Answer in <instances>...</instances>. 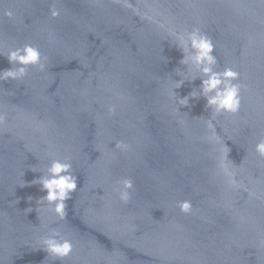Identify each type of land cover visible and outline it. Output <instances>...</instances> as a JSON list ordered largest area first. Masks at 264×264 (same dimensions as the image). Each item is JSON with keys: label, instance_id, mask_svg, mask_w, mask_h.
I'll return each mask as SVG.
<instances>
[{"label": "water", "instance_id": "obj_1", "mask_svg": "<svg viewBox=\"0 0 264 264\" xmlns=\"http://www.w3.org/2000/svg\"><path fill=\"white\" fill-rule=\"evenodd\" d=\"M193 28L238 73L235 113L178 103ZM25 46L43 68L0 80V264H264V0H0V71ZM52 160L77 178L64 219L31 183Z\"/></svg>", "mask_w": 264, "mask_h": 264}, {"label": "clouds", "instance_id": "obj_2", "mask_svg": "<svg viewBox=\"0 0 264 264\" xmlns=\"http://www.w3.org/2000/svg\"><path fill=\"white\" fill-rule=\"evenodd\" d=\"M6 15L11 16V12L6 13ZM52 15L55 17L58 12L53 10ZM175 40L176 47L182 53L179 64L184 65L190 71L199 73L192 80L197 78L201 80L198 91L193 89L188 96L178 98L181 107L187 106L190 98L203 97L206 101L205 107L213 108L217 113L222 110L235 113L240 104L238 95L240 86L232 83V81L237 78L238 73L230 68H225L223 72L214 70L217 62L213 55L214 46L211 39L202 34L198 28H193L191 31L175 34ZM6 58L11 67L0 71V80L22 78L26 74L29 65H39L41 69L43 68V65L40 64V53L32 46L10 50ZM12 65H15V67H12ZM185 81L189 80L180 78L175 81L176 87L174 89L180 88ZM173 95L175 96L174 91ZM256 152L264 157V140L257 143ZM70 169V163L52 160L46 170L40 172L39 178L31 182L32 184H38L41 191L46 193L37 200V204H46L60 219H64L66 216L65 202L71 198V194L77 189V178L71 174ZM225 174L232 177L231 182L235 183L233 174L228 173L227 170H225ZM123 186L125 189L130 188L131 181H124ZM120 198L126 202L128 200L127 191L121 192ZM180 209L182 212L187 213L190 211L191 205L189 202H183ZM40 243L43 245L42 249L58 261L63 260L72 252L71 242L64 239L55 230L41 237Z\"/></svg>", "mask_w": 264, "mask_h": 264}]
</instances>
